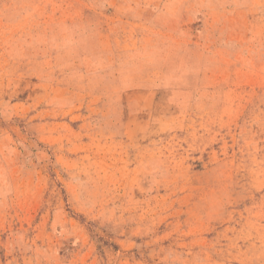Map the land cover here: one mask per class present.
I'll return each mask as SVG.
<instances>
[{"label":"rangeland","instance_id":"obj_1","mask_svg":"<svg viewBox=\"0 0 264 264\" xmlns=\"http://www.w3.org/2000/svg\"><path fill=\"white\" fill-rule=\"evenodd\" d=\"M0 264H264V0H0Z\"/></svg>","mask_w":264,"mask_h":264}]
</instances>
